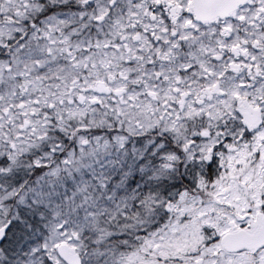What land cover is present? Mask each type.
<instances>
[{
	"label": "snow or ice",
	"instance_id": "snow-or-ice-1",
	"mask_svg": "<svg viewBox=\"0 0 264 264\" xmlns=\"http://www.w3.org/2000/svg\"><path fill=\"white\" fill-rule=\"evenodd\" d=\"M0 264H264V0H0Z\"/></svg>",
	"mask_w": 264,
	"mask_h": 264
}]
</instances>
